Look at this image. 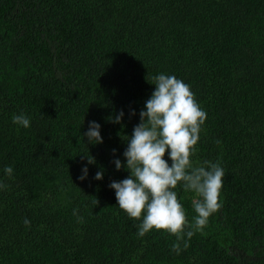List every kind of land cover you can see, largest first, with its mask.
Instances as JSON below:
<instances>
[{"label": "trees", "instance_id": "1", "mask_svg": "<svg viewBox=\"0 0 264 264\" xmlns=\"http://www.w3.org/2000/svg\"><path fill=\"white\" fill-rule=\"evenodd\" d=\"M161 73L207 114L193 166L225 172L220 208L179 254L170 233L138 236L109 187L129 175L114 160ZM90 121L102 144L83 140ZM0 183V264H264V0H0ZM175 191L191 223L198 197Z\"/></svg>", "mask_w": 264, "mask_h": 264}, {"label": "clouds", "instance_id": "2", "mask_svg": "<svg viewBox=\"0 0 264 264\" xmlns=\"http://www.w3.org/2000/svg\"><path fill=\"white\" fill-rule=\"evenodd\" d=\"M152 79L151 85L155 90L139 112V123L134 126L131 136L126 137L127 141H124L126 149L123 157L126 163L122 164L120 159L114 160L116 170L125 168L129 175L121 181H112L109 187L114 190L121 210L134 220L142 218L138 236L143 237L153 229L170 233L176 237L172 250L179 254L180 242L183 241L185 249L189 246L184 236L190 240L220 208L219 196L225 172L219 162L205 161L204 165L195 167L192 164L191 156L207 114L200 108L190 87L175 76L164 73ZM130 115L135 116V111H131ZM123 118L124 111L120 110L108 117V121L121 124ZM12 121L24 128L30 126V119L24 113L13 115ZM85 139L87 144L103 143L98 122H89L88 130L83 134ZM166 153L171 166L164 159ZM82 158L86 159L88 165L96 163L89 152L82 155ZM4 172L11 176L13 168L6 166ZM103 174L101 168L94 179L102 180ZM87 175L88 167L85 166L78 179L83 181ZM178 185L185 192H193L198 197L192 201L197 215L191 223L178 200L175 191ZM6 187L0 183V188ZM94 202L97 205L99 203L96 198ZM73 215L78 222H83L78 210H74ZM23 222L25 227H30V220L25 218Z\"/></svg>", "mask_w": 264, "mask_h": 264}]
</instances>
